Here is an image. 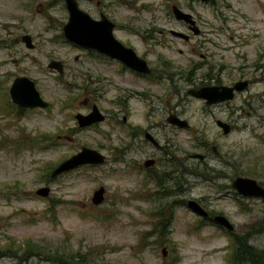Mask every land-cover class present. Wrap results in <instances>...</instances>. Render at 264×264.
I'll return each mask as SVG.
<instances>
[{"label":"rangeland","instance_id":"obj_1","mask_svg":"<svg viewBox=\"0 0 264 264\" xmlns=\"http://www.w3.org/2000/svg\"><path fill=\"white\" fill-rule=\"evenodd\" d=\"M77 1L92 17L103 12L113 21L114 36L144 57L153 75L120 74L114 60L66 40L63 0H0L1 227L33 239L41 264H235L230 232L247 236L264 255V201L231 185L237 176L264 185V0ZM172 4L190 12L201 33L177 21ZM24 34L32 48L20 39ZM50 60L62 62V74L48 67ZM209 69L222 71L224 82L245 77L253 83L209 109L187 93ZM21 75L34 81L47 109L17 113L6 105L8 87ZM127 90L138 95L125 101L129 116L122 122L114 100ZM93 103L106 119L79 128L74 114L87 113ZM170 114L188 127H169ZM216 119L230 123L231 131L224 134ZM135 128L149 131L167 152L134 135ZM82 146L99 150L105 162L51 178V170ZM194 154H205V161ZM150 157L158 158V175L171 163L183 164L180 186L169 179L154 183L142 166ZM41 186L50 188L47 197L35 194ZM100 186L104 197L95 205L91 196ZM199 198L233 230L186 206Z\"/></svg>","mask_w":264,"mask_h":264},{"label":"water","instance_id":"obj_2","mask_svg":"<svg viewBox=\"0 0 264 264\" xmlns=\"http://www.w3.org/2000/svg\"><path fill=\"white\" fill-rule=\"evenodd\" d=\"M201 1L208 2L214 0ZM63 2L68 13L67 20L62 25V34L66 40L116 59L133 71L143 74H149L151 72V68L145 59L138 56L131 47L124 45L114 36L113 30L115 23L105 14L101 13L98 18H94L79 7L77 0H63ZM171 12L176 20L188 24V29L191 30L193 34L199 32L193 15L190 12L181 9L177 5H172ZM170 34L183 40H188L189 38L188 34L177 30L171 29ZM21 40L25 43L27 48H32L33 44L29 35H22ZM47 65L49 68L55 69L59 74L63 72V65L59 60H50ZM246 86L247 81L240 80L236 81L232 86H207L199 89L189 88L187 92L193 97L204 99L207 104H214L232 99L235 92L242 91ZM9 96L12 103L21 107L46 108L48 106V102L40 96L34 81L27 76H16L12 80L9 87ZM75 119L79 127H86L93 123L103 121L104 115L93 105L92 110L87 114L76 113ZM167 122L181 128L188 127V122L178 118L175 114H170L167 117ZM216 126L221 128L224 134L230 132L229 124L221 120H216ZM145 137L150 139L154 144L157 143L148 133H145ZM212 150L215 153V146H212ZM193 157L201 159L202 155L194 154ZM104 161L105 156L101 152L94 148L83 146L78 151L59 162L51 170L50 177L54 178L82 165H98L102 164ZM143 165L149 167L152 165V160H145ZM231 185L235 191L242 196H253L264 199V188L253 178L237 176L232 180ZM49 191L50 188L48 186H41L35 190V194L41 197H47ZM103 197L104 188L100 186L93 191L91 202L95 205L99 204L103 200ZM186 206L199 216H206L207 214L205 209L194 199H188L186 201ZM212 220L226 228V230H233L234 228L230 221L223 215H215ZM162 254H165V249H162Z\"/></svg>","mask_w":264,"mask_h":264},{"label":"flooded vegetation","instance_id":"obj_3","mask_svg":"<svg viewBox=\"0 0 264 264\" xmlns=\"http://www.w3.org/2000/svg\"><path fill=\"white\" fill-rule=\"evenodd\" d=\"M86 1H92V0H86ZM201 1V0H199ZM215 1V0H214ZM78 2V1H77ZM203 2H206V1H203ZM208 2H213V1H208ZM101 1L100 0H97L96 1V5H100ZM79 5V4H78ZM172 5H176V4H172ZM178 6V5H177ZM172 7V6H171ZM179 7V6H178ZM182 9V8H181ZM186 11V10H185ZM103 13V12H99V15ZM104 14V13H103ZM194 18V17H193ZM195 20V19H194ZM178 21V20H177ZM183 24V26H185L187 28L188 31H190L192 34L193 32L191 30L188 29V24L184 23L183 21H179ZM195 23H196V20H195ZM116 26V24H115ZM114 26V28H115ZM197 26V25H196ZM199 29V28H198ZM171 30V29H170ZM170 32V31H169ZM184 33V32H183ZM201 33L200 30L197 34ZM186 34V33H185ZM197 34H193V35H197ZM22 37V35H21ZM20 37V39H21ZM189 39V38H188ZM183 40V39H182ZM184 41H187V40H184ZM126 45V44H124ZM128 46V45H126ZM33 47V46H32ZM130 47V46H129ZM132 48V47H131ZM133 49V48H132ZM98 53V52H97ZM100 55H102L103 57L107 58L108 60H114L116 62V64L118 65V70H119V73H126V72H130L134 75H137L141 78H145L147 80H150L151 79V76L153 75V70L151 68V72L149 74H143V73H139V72H136V71H133L131 70L130 68H128L127 66H125L124 64H122L120 61L116 60V59H113V58H110L108 57L107 55H104V54H101V53H98ZM137 54V53H136ZM138 55V54H137ZM140 56V55H138ZM141 58L145 59L144 57L140 56ZM146 61V59H145ZM147 62V61H146ZM148 64V62H147ZM63 65V64H62ZM149 65V64H148ZM255 67L258 69L260 66L258 65H255ZM213 69H209L207 70L203 75L200 76V78H198L199 80H196L192 83L193 87L192 88H195V89H199V88H202V87H207V86H232L236 81H240V80H246L247 81V86L243 89L245 90L246 88L249 87V85L251 83H253V80H251L250 78H245V77H239L238 79L234 80V81H229V82H224L223 79L221 78V72L222 71H219L217 73L213 72L212 71ZM62 74V73H61ZM106 82L104 83H108V85H112L113 82L110 81L109 79H105ZM12 83V82H11ZM92 84V83H90ZM11 85V84H10ZM89 85H86L85 87H88ZM117 86V85H115ZM119 86H122L121 84H119ZM10 87V86H9ZM9 87L7 89V94H8V97H9V100H10V96H9ZM94 89V88H93ZM242 90V91H243ZM127 91H130L128 93H126V95H118L116 97V99L114 100L115 101V104L120 108L121 110V113H122V117H121V120L122 122H126L128 116H129V112H128V109H126L125 107V101H128L129 98L133 97V96H137L138 94L134 91V90H127ZM188 91V90H187ZM237 92H241V91H237ZM235 92V93H237ZM188 93V92H187ZM235 95V94H234ZM196 98V97H195ZM234 98V97H233ZM232 98V99H233ZM199 99L203 105L206 107V108H209L211 109L212 107H219V106H223V105H226L228 104L229 102H231L232 99L230 100H225L223 102H220V103H214V104H207L206 101L204 99H201V98H197ZM11 102V100H10ZM11 104L19 107L22 109V111L20 112H27L29 110H35V109H47L50 104L48 103V106L46 108H41V107H34V108H25V107H21V106H18L14 103L11 102ZM95 105L98 110L104 115V120L106 119V114L104 111L100 110V108L96 105V104H91L90 106V110L87 112L89 113L91 110H92V106ZM127 106V105H126ZM128 108V107H127ZM77 113H80V112H77ZM87 113H82V114H87ZM76 114V113H75ZM75 114H74V118H75ZM168 117V116H167ZM167 117H166V122H167ZM76 120V119H75ZM103 120V121H104ZM216 120H220V119H216ZM216 120H215V124H216ZM101 121V122H103ZM223 121V120H221ZM77 122V121H76ZM101 122H96V123H93L89 126H86V127H79L78 124L77 126L79 128H87V127H90L92 125H95V124H98V123H101ZM227 124H229L230 126V131L232 129V125L226 121H223ZM168 123V122H167ZM169 127L171 128H176V127H179L177 125H174V124H171V123H168ZM181 128V127H179ZM187 128V127H186ZM183 129H185L183 127ZM145 133H148L150 135V137H152L157 143L154 144L150 139L146 138L145 137ZM142 134L144 140H147L148 142H150L153 146L157 147V150L160 151V152H167L166 151V148H163L164 146L159 144V142L156 140V138L147 130H142V132H140L137 128H135L134 130V135H138V137ZM83 147V146H82ZM87 147V146H86ZM97 150V149H96ZM99 151V150H98ZM211 151L213 152L212 150V146H211ZM100 152V151H99ZM103 154V153H102ZM213 154H217V151H216V147H215V153L213 152ZM104 155V154H103ZM202 155V154H201ZM105 156V155H104ZM205 154L202 155V158L201 159H198L200 162H204L205 161ZM196 158V157H195ZM152 160V165H150L149 167H145L143 165V162L145 160ZM145 159L143 162H142V166L144 168H146L147 172H149V178L151 177L153 180H155L156 184H160L162 182V179L163 181H167L168 179L172 182V184L174 186H180V182L178 184V181H177V177L180 178V181H181V177L183 175V171H182V166L183 164H181V166L179 164L175 165L174 163H171L172 165L170 166V169H168V166L167 167H162L160 169V174L158 175V173L156 172H153V168L156 166V164L158 163V158H147ZM105 160H106V156H105ZM105 162V161H104ZM103 162V163H104ZM102 163V164H103ZM87 166H97V165H94V164H86ZM86 165H82V166H86ZM98 165H101V164H98ZM81 167V166H79ZM141 167V166H140ZM73 170V169H72ZM153 172V173H152ZM154 174V175H153ZM221 177V175H220ZM261 187L264 188V185H262V183L260 182H257ZM178 188V187H177ZM180 188V187H179ZM178 188V189H179ZM177 189V190H178ZM10 194L13 196V197H18V194L19 192L18 191H11ZM20 196V194H19ZM242 196V195H241ZM246 197H253V196H246ZM256 198H260V197H256ZM264 201L263 198H260ZM198 202V204L205 209V211L207 212L206 216H200V218H202L203 220H206L207 222H212L214 223L218 228L220 229H225L223 226L215 223L212 218L213 216L215 215H223L225 216L224 214H222L221 212H217L216 210H211V208H209L208 204L204 201H202V199H197L196 200ZM102 202V201H101ZM226 217V216H225ZM227 218V217H226ZM11 220H14L13 217L9 220H7L6 222H4L5 226L8 225V223L11 221ZM1 224H3V222L0 220V236L2 237V242H0V264H41V259H40V252L39 250L36 248L35 246V243H34V240L33 239H30L29 237L25 240V237L24 235H16L13 230H10V228H2L1 227ZM9 226H12V224H9ZM227 231H232V230H227Z\"/></svg>","mask_w":264,"mask_h":264},{"label":"trees","instance_id":"obj_4","mask_svg":"<svg viewBox=\"0 0 264 264\" xmlns=\"http://www.w3.org/2000/svg\"><path fill=\"white\" fill-rule=\"evenodd\" d=\"M7 106L16 109L17 113L22 111L21 108L8 103ZM61 135L56 136L59 139ZM51 140V138H46ZM49 179V176H48ZM232 236V244L230 247L231 256L235 264H264V255L260 251L258 252L253 246L249 245L247 236L238 235L230 232Z\"/></svg>","mask_w":264,"mask_h":264}]
</instances>
